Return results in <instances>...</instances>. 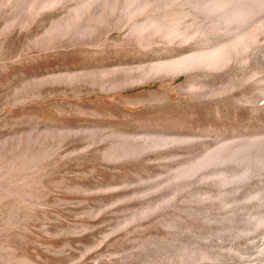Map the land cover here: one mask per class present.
Here are the masks:
<instances>
[{"label":"rangeland","instance_id":"obj_1","mask_svg":"<svg viewBox=\"0 0 264 264\" xmlns=\"http://www.w3.org/2000/svg\"><path fill=\"white\" fill-rule=\"evenodd\" d=\"M0 264H264V0H0Z\"/></svg>","mask_w":264,"mask_h":264},{"label":"bare ground","instance_id":"obj_2","mask_svg":"<svg viewBox=\"0 0 264 264\" xmlns=\"http://www.w3.org/2000/svg\"><path fill=\"white\" fill-rule=\"evenodd\" d=\"M225 1V0H224ZM207 61V60H206ZM204 65V64H203ZM186 65L184 64H182V62H178L177 61V63H176V65L174 66V67H172V71H174L173 73L174 74H179V73H182V72H187V70H188V68L187 67H185ZM189 67V66H188Z\"/></svg>","mask_w":264,"mask_h":264}]
</instances>
